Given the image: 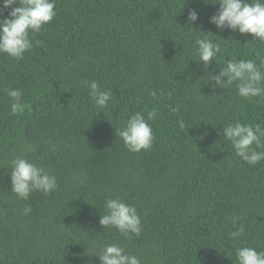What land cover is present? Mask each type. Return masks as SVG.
<instances>
[{
	"label": "trees",
	"instance_id": "trees-1",
	"mask_svg": "<svg viewBox=\"0 0 264 264\" xmlns=\"http://www.w3.org/2000/svg\"><path fill=\"white\" fill-rule=\"evenodd\" d=\"M218 8L210 0H56L39 45L20 60L0 54V264H99L93 245L111 243L141 264H236L239 247L264 251V160L249 166L222 137L229 123L264 125V98L244 99L234 86L213 95L201 81L225 56L259 63L264 44L209 23ZM190 10L198 20L188 25ZM203 35L221 46L207 69L194 60ZM90 81L112 92L106 108L92 102ZM5 88L23 92L22 114L10 113ZM153 108L151 149L129 152L119 130ZM17 156L54 175L57 189L18 199L10 182ZM116 197L137 209L139 236L99 225Z\"/></svg>",
	"mask_w": 264,
	"mask_h": 264
},
{
	"label": "clouds",
	"instance_id": "clouds-1",
	"mask_svg": "<svg viewBox=\"0 0 264 264\" xmlns=\"http://www.w3.org/2000/svg\"><path fill=\"white\" fill-rule=\"evenodd\" d=\"M208 2V0H206ZM219 8L209 18V23L218 29H230L239 34H250L252 41L264 44V0H210ZM16 5L15 7H12ZM56 0H0V16L8 11L7 17L0 19V54L20 60L26 52L39 45L35 36L43 26L52 22L56 16ZM198 20V13L190 10L186 23L191 25ZM191 28V27H190ZM192 29V28H191ZM201 33H205L200 31ZM213 34L211 32H207ZM238 42V41H237ZM196 56L194 59L202 62L204 68L211 61H216L221 53L219 43H214L207 35L195 39ZM227 57V56H225ZM222 60L218 74L207 72L201 81L207 83L210 89H229L235 87L237 95L244 99L264 98V58L257 63L253 59L229 58ZM89 96L98 108H106L113 94L110 90H101L96 81L88 82ZM9 98L10 113L22 114L28 107L22 100L23 92L19 89L5 88L2 90ZM154 98L155 92L149 93ZM177 109L173 108L175 112ZM157 110L147 112V118L140 112L130 115L124 127L119 130V137L129 152L140 153L151 149L154 141L153 129L148 121L155 120ZM180 129L185 128L184 121L178 120ZM222 137L231 143L237 157L249 166H255L264 160V125L261 123L245 124L240 122L222 126ZM55 150V148H53ZM11 192L20 200H28L32 192L49 194L57 187V178L49 171L29 160L17 156L11 160ZM31 212L30 206H25L23 214ZM235 225L239 217L229 218ZM99 225L103 229L114 228L122 236H139L142 231L141 217L137 209L125 203L120 198H108L104 203V214L100 215ZM243 225L236 228L230 235L233 239L244 234ZM95 252L99 264H141L134 254L126 253L118 243L103 245L97 249L93 245L90 253ZM236 264H264V251L253 247H239L235 250Z\"/></svg>",
	"mask_w": 264,
	"mask_h": 264
}]
</instances>
